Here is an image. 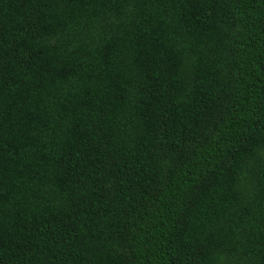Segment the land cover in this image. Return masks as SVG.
Returning a JSON list of instances; mask_svg holds the SVG:
<instances>
[{"label":"trees","instance_id":"obj_1","mask_svg":"<svg viewBox=\"0 0 264 264\" xmlns=\"http://www.w3.org/2000/svg\"><path fill=\"white\" fill-rule=\"evenodd\" d=\"M0 264H264V0H0Z\"/></svg>","mask_w":264,"mask_h":264}]
</instances>
